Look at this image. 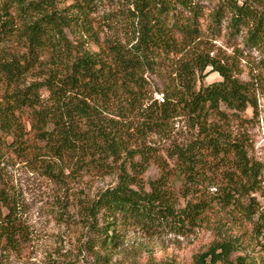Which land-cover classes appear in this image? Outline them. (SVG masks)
Here are the masks:
<instances>
[{
  "label": "trees",
  "instance_id": "1",
  "mask_svg": "<svg viewBox=\"0 0 264 264\" xmlns=\"http://www.w3.org/2000/svg\"><path fill=\"white\" fill-rule=\"evenodd\" d=\"M101 1L107 0H70L64 6L58 0H0V155L39 164L56 181L64 169L70 171L65 177L105 172L109 159H122L116 185L82 204L91 247L108 250L126 226L169 227L184 234L212 208L213 199L204 198L177 207L161 178L148 182V188L139 181L151 162L165 170L148 135L160 133L173 118L185 117L193 133L175 150L183 161L181 173L199 175L192 171L203 162L201 152L212 158L231 155L236 171L219 193V206L230 208L252 190L256 170L219 122L227 110L237 114L255 107V100L238 78L237 49L231 56L212 54V42L224 31L228 40L240 35L246 47L260 50L264 5L255 0H112L124 10L119 18L128 36L100 40L90 9ZM89 40L96 51L87 47ZM160 62L168 67L162 102L150 95L148 77ZM208 67L221 80L203 85ZM27 237L20 197L0 183V247L19 252ZM239 249L235 240L213 242L195 256V264H255L241 255L230 260ZM95 258L101 259L99 251Z\"/></svg>",
  "mask_w": 264,
  "mask_h": 264
},
{
  "label": "rangeland",
  "instance_id": "2",
  "mask_svg": "<svg viewBox=\"0 0 264 264\" xmlns=\"http://www.w3.org/2000/svg\"><path fill=\"white\" fill-rule=\"evenodd\" d=\"M58 1L62 6L70 3V0ZM255 1L264 5V0ZM90 11L100 40L114 36L127 38L119 18L124 10L116 1L94 2ZM224 33L213 40L212 54L220 51L221 55L231 56L237 49L233 54L237 75L246 83L255 107L248 105L237 114L227 110V118L219 125L228 140L242 147L248 163L255 168L257 178L250 186L252 190H245L248 193L230 208L219 206V193L236 171L231 155L212 158L207 152H201L203 162L192 171H198L199 175L194 173L189 178L181 173L183 161L175 156V150L188 144L193 133L185 117L173 118L160 133L148 135V141L163 157L165 170L151 162L139 181L148 188V182L161 178L176 199L177 207H183L188 200L195 202L204 198L213 199L212 208L203 214L204 219L197 226L185 230L184 234L169 227L150 231L126 226L121 229L116 247L104 250L96 245L91 247L93 234L83 218L82 204L116 185L122 159L116 163L109 159L105 172L83 171L65 177L70 171L64 169L63 180L56 181L44 174L39 164L33 165L15 156L4 159L0 155V183L20 197L28 229L27 242L21 251L7 252L0 247V264H195L196 255L206 251L213 242L223 240H235L240 247L230 260L241 255L255 264L259 260L264 262V46L260 50L249 48L240 35L228 40L226 34L223 37ZM87 47L97 50L92 40L87 42ZM204 73L203 85L221 80L209 67ZM167 75L164 62L148 74L152 97L163 96ZM125 169L130 174L128 165ZM189 179L193 183L192 191ZM198 186L200 190H195ZM96 251L101 254L100 260L95 258Z\"/></svg>",
  "mask_w": 264,
  "mask_h": 264
},
{
  "label": "built area",
  "instance_id": "3",
  "mask_svg": "<svg viewBox=\"0 0 264 264\" xmlns=\"http://www.w3.org/2000/svg\"><path fill=\"white\" fill-rule=\"evenodd\" d=\"M156 99L158 100V102H162L163 96L162 95H156Z\"/></svg>",
  "mask_w": 264,
  "mask_h": 264
}]
</instances>
